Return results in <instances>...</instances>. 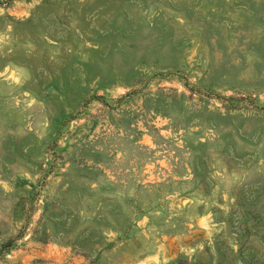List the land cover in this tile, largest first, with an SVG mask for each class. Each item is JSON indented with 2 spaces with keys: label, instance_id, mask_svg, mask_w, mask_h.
I'll return each instance as SVG.
<instances>
[{
  "label": "rangeland",
  "instance_id": "1",
  "mask_svg": "<svg viewBox=\"0 0 264 264\" xmlns=\"http://www.w3.org/2000/svg\"><path fill=\"white\" fill-rule=\"evenodd\" d=\"M0 264H264V0H0Z\"/></svg>",
  "mask_w": 264,
  "mask_h": 264
}]
</instances>
